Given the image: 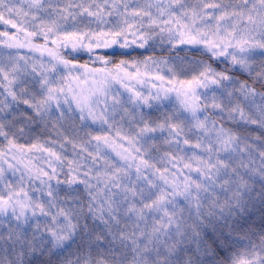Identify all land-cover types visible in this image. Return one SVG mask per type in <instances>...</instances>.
Instances as JSON below:
<instances>
[{
	"label": "snow or ice",
	"instance_id": "1",
	"mask_svg": "<svg viewBox=\"0 0 264 264\" xmlns=\"http://www.w3.org/2000/svg\"><path fill=\"white\" fill-rule=\"evenodd\" d=\"M0 47V264H264V0H0Z\"/></svg>",
	"mask_w": 264,
	"mask_h": 264
},
{
	"label": "rangeland",
	"instance_id": "2",
	"mask_svg": "<svg viewBox=\"0 0 264 264\" xmlns=\"http://www.w3.org/2000/svg\"><path fill=\"white\" fill-rule=\"evenodd\" d=\"M13 31H15V30H13ZM19 38L21 40H23L24 39V35L20 34ZM31 39L33 40V43H43V40L41 38H31ZM6 51H7L6 49H3L2 47H0V52H6ZM24 51H27V49H25ZM98 51H99V53L100 52H112V49H101V50H98ZM117 51H125V50L117 49ZM128 51H130V50H128ZM85 56H87V55L85 54ZM95 66L99 67L100 66L99 62H97ZM165 71H166V69H165ZM161 74H164V73H161ZM137 87H144L145 89H147L149 86L146 85V86H137ZM165 87H171V85L165 84ZM175 87H179V85L177 84V85H175ZM169 95L171 97V103L174 104V105H179L180 99L177 98L176 91H172ZM68 152H69V154L71 153V148L70 147L68 149Z\"/></svg>",
	"mask_w": 264,
	"mask_h": 264
},
{
	"label": "trees",
	"instance_id": "3",
	"mask_svg": "<svg viewBox=\"0 0 264 264\" xmlns=\"http://www.w3.org/2000/svg\"><path fill=\"white\" fill-rule=\"evenodd\" d=\"M142 51V50H140ZM120 51H117V54L115 56H111L112 59L114 60H119V59H128L129 57H124V56H120L119 55ZM105 52H100L101 55H103ZM107 53H111V52H107ZM137 56V53H132V58H135ZM83 60H88V57L84 55ZM83 62V61H82ZM89 64H92V61H89ZM188 77L182 76V75H177L176 79L177 80H182V79H186ZM21 143H24L23 140L20 141ZM246 243V242H245Z\"/></svg>",
	"mask_w": 264,
	"mask_h": 264
}]
</instances>
